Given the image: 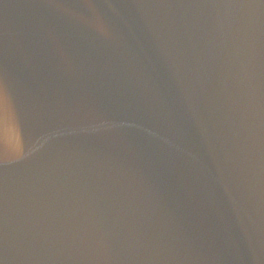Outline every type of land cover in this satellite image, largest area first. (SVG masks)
<instances>
[{
  "label": "water",
  "instance_id": "water-1",
  "mask_svg": "<svg viewBox=\"0 0 264 264\" xmlns=\"http://www.w3.org/2000/svg\"><path fill=\"white\" fill-rule=\"evenodd\" d=\"M0 264H264V0H0Z\"/></svg>",
  "mask_w": 264,
  "mask_h": 264
}]
</instances>
